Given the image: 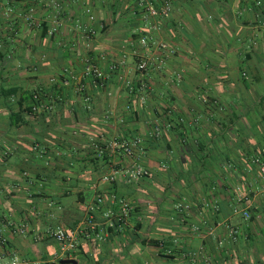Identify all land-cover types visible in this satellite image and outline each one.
Returning <instances> with one entry per match:
<instances>
[{"label":"crops","instance_id":"0c3cea01","mask_svg":"<svg viewBox=\"0 0 264 264\" xmlns=\"http://www.w3.org/2000/svg\"><path fill=\"white\" fill-rule=\"evenodd\" d=\"M135 5L0 0L2 251L53 258L58 244L46 230L76 228L99 193L116 192L136 204L131 228L102 243L82 238L77 264H264V173L252 163L264 152V6L176 0L167 17L145 21ZM146 26L155 40L148 48L135 33ZM162 42L175 54L158 50ZM85 57L108 76L105 89L85 81L88 103L51 82L80 79ZM142 59L145 73L136 70ZM38 92L50 111L33 110ZM138 135L151 174L134 186L100 183L109 167L88 138ZM227 224L239 228L236 240Z\"/></svg>","mask_w":264,"mask_h":264},{"label":"built area","instance_id":"2783aa9c","mask_svg":"<svg viewBox=\"0 0 264 264\" xmlns=\"http://www.w3.org/2000/svg\"><path fill=\"white\" fill-rule=\"evenodd\" d=\"M175 1L136 0L134 12L142 13L145 21L150 17H167ZM56 6L60 7L58 4ZM248 6L250 9L259 10L263 8L264 0H248ZM85 13L90 21H94L90 7L85 8ZM27 19H31V17ZM152 29L151 26H146L145 29L135 32L138 35L137 41L141 47L148 48L155 43L151 33ZM83 31L87 36L95 34L94 28H91L88 23L84 25ZM54 32H56V28L53 29L52 33L54 34ZM157 49L163 51L168 56L175 54V50L165 42L158 44ZM159 63L161 64L162 61H159ZM149 68V60L142 59L138 62L136 70L137 72L145 73ZM114 69L117 68L114 67ZM120 79L123 80L130 92L136 91V87L132 82L127 81L123 76H120ZM85 81H89L94 88L105 89L108 85V76L101 66L95 60L88 57H85L83 60V70L80 79L72 73L67 74L66 77H61L60 82L56 78L51 79L52 83H60V86L64 88H71L76 95L83 98L85 103H88L91 100V95L87 91ZM107 96H111V93L108 92ZM46 101L48 100L45 94L42 92L36 93L34 95L35 105L33 110L50 111L52 106L46 104ZM127 110L133 111L130 106L127 107ZM121 122L123 121L121 120ZM153 135L159 136L158 128L155 129ZM88 144L94 153L104 160L109 167V171L100 177V183L112 186L119 179H122L125 184L134 186L151 174L150 170L145 166L146 149L145 139L142 136L138 135L130 138L116 136L110 139L104 136H91L88 138ZM34 150L43 154V151H40L37 144L34 146ZM256 163L260 164V167H263L262 173H264V164L260 157L256 159ZM177 208L187 210L189 207L188 205H178ZM135 212L136 204L125 196L116 192H101L95 197L94 202L88 206L85 218L76 228L68 229L64 226H58L55 228L49 227L46 230V235L53 238L58 244V251L53 258L46 261L22 259L19 257L6 258L2 251V246L6 243V240L0 238V264H61L64 260H73L82 238L99 243L106 242L112 234L121 233L131 228V219ZM243 217L246 221H249L251 213L248 210H244ZM225 228L231 239L236 240L238 238L240 234L238 227L227 224ZM206 259L207 261L209 260L208 258Z\"/></svg>","mask_w":264,"mask_h":264},{"label":"trees","instance_id":"16d2710c","mask_svg":"<svg viewBox=\"0 0 264 264\" xmlns=\"http://www.w3.org/2000/svg\"><path fill=\"white\" fill-rule=\"evenodd\" d=\"M39 93V92H38ZM36 93H34L31 97H32V100L34 101V95ZM27 96V95H26ZM33 107V106H32ZM258 157L261 158V161L262 163H264V153L262 152L259 156L258 155H253L252 156V163H254L255 165H258L260 167V164L256 163V159H258ZM96 159L99 160L100 158L96 155ZM253 164V165H254Z\"/></svg>","mask_w":264,"mask_h":264},{"label":"water","instance_id":"95a60500","mask_svg":"<svg viewBox=\"0 0 264 264\" xmlns=\"http://www.w3.org/2000/svg\"><path fill=\"white\" fill-rule=\"evenodd\" d=\"M61 264H77V261H75V260H64L61 262Z\"/></svg>","mask_w":264,"mask_h":264},{"label":"rangeland","instance_id":"374dc122","mask_svg":"<svg viewBox=\"0 0 264 264\" xmlns=\"http://www.w3.org/2000/svg\"><path fill=\"white\" fill-rule=\"evenodd\" d=\"M264 164V163H263ZM239 236V235H238Z\"/></svg>","mask_w":264,"mask_h":264}]
</instances>
